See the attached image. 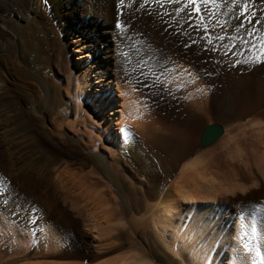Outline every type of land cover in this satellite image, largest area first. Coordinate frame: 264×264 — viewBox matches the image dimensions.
Returning a JSON list of instances; mask_svg holds the SVG:
<instances>
[{
  "label": "bare ground",
  "instance_id": "1",
  "mask_svg": "<svg viewBox=\"0 0 264 264\" xmlns=\"http://www.w3.org/2000/svg\"><path fill=\"white\" fill-rule=\"evenodd\" d=\"M150 3L157 5L150 7ZM254 3L246 12L245 5L250 6V0H196L194 4L188 0H123V3L121 0H45L44 4L41 0H0V175L7 183L21 186L18 189L14 187L13 193L16 199L20 198L23 208L40 212L45 196L38 198V201L41 200L38 204H28L27 198H21L22 186L27 183L35 187L46 184L47 187H44L48 188L55 184L53 196L59 188L62 194L73 196L74 201H83L84 205L79 210L87 211L92 221H96V227L98 223L95 217L100 216L98 209L111 213L108 210L110 199L105 198L102 187H98V182H101L98 181L99 177L98 180L94 177L92 182L91 173L70 170L61 160L59 146L73 148L79 141L88 152L87 159L100 168L107 180L120 185L123 189H118L127 196L126 206L123 203L119 207L115 201L111 203L117 205L120 211L114 210L113 206L112 214H123L126 217V228L131 237L136 229L142 231L137 236L139 243L133 241L129 245L126 257L102 263L97 261L99 256L96 254L93 256L96 260L94 264H253L252 252L245 254L247 250L240 245L243 242H238L241 226L250 232H257L258 250L264 261L262 219H258L257 215L252 220L236 217L230 208L222 206V203L225 205L229 202L224 199L226 196H233L241 190L238 185H232L223 196L213 200L216 197L212 198L207 194L208 191H203L208 182L204 173L209 166L194 171L193 164L187 168L188 163L187 167L183 166L180 170L178 178L171 180L174 173L168 169L175 167L180 155L189 153L194 146L192 129L182 125L169 129L170 133L166 135L160 133L158 125L147 120L150 117L144 118V111L134 102L135 96L128 94L126 97L121 87L118 91L123 100L118 103L110 89L111 78L106 73L111 67L115 72L117 67L127 66L125 52L129 57L140 55L144 57L142 59H148V67L157 68L156 73L163 72L161 62L165 61L162 58L161 62H157L160 54L158 47L161 41L167 40L165 43L169 45L173 42L172 37L165 33L169 28L179 31V36L199 47L201 44V47L209 46L212 57H220L230 50L239 56L238 60L243 65L250 56L259 55L264 41L261 26L258 24L252 29L253 21L249 18L251 14L263 21L264 29V0H255ZM158 6L162 7L161 11ZM88 15L90 17L86 19ZM132 18V26L136 30H132L131 25V28L125 27V22L131 24ZM54 21L60 24L68 43H61L58 39L52 29ZM197 25L200 33L192 29ZM222 32L224 35L221 36ZM199 34L208 44L200 41ZM133 40L136 43L130 44ZM225 40L226 46H220V42ZM122 42L126 46L129 42L130 47L126 48ZM68 50H72L75 61L71 69L68 67L71 61L67 60L68 64L64 61ZM84 50L92 56L93 63L90 64L88 58H84ZM54 58L57 60V68L54 67ZM83 59L85 61L81 62ZM61 61H64L69 74L73 72L72 69L77 71L78 74L72 73L74 77L71 80L66 79V70ZM98 62L103 64V68L97 66ZM53 72L54 79L50 77ZM249 73H243L242 80L236 82L237 86L240 85L237 90L242 89L245 81L250 79L253 82L250 91L253 98L248 100L243 94L248 91L241 90L247 99L235 98L240 109L239 115L235 113V117L242 118L264 106V92H261L264 88V75L255 77L256 73ZM59 80L62 82L60 85L57 84ZM166 80L173 87L177 82H182V79L174 75ZM190 86L185 84L181 90L188 94L186 101L194 100L199 95H196L197 92L193 94ZM192 104L195 106L193 109H202L199 106L201 104ZM261 115L264 116V113ZM132 131H136L139 138L134 137ZM53 138H57V142L54 143ZM145 141L148 145L144 149L142 146ZM142 149L147 153L143 158H148L147 161H142ZM162 152L167 153L169 167L160 173L153 169L150 162L154 153L161 155ZM204 156L200 159L204 160ZM262 160L264 162V156L258 161ZM122 162L129 165L132 163L131 166L139 173V180L145 179L146 183L129 186L127 179L119 175L120 170L116 167V164ZM116 171L118 175H115ZM210 182L212 186L215 181ZM142 208L146 209L144 215L138 214ZM261 211L264 213V210ZM119 217L118 220H122ZM101 219L105 223L107 218ZM97 228L96 240L100 241L103 236L107 240L113 239L114 235L109 237L111 232L108 226ZM120 235L115 237L119 238Z\"/></svg>",
  "mask_w": 264,
  "mask_h": 264
},
{
  "label": "rangeland",
  "instance_id": "2",
  "mask_svg": "<svg viewBox=\"0 0 264 264\" xmlns=\"http://www.w3.org/2000/svg\"><path fill=\"white\" fill-rule=\"evenodd\" d=\"M41 1L44 4L45 0ZM250 2L252 5L250 4V6H248L249 9H251L253 4H255V0H250ZM154 5L157 4L150 3V7ZM158 8L161 11L162 7L160 8V6H158ZM47 13H49V10ZM89 17V15L86 16V19ZM249 18H251L253 21L252 29H255V27H257L259 24V27L261 26L260 31L263 30L264 33V29H262L263 21L261 22V20H257L251 14L249 15ZM130 21L131 24L125 22V27L127 26L126 28H131L132 23H134L133 18L130 19ZM77 28H79V25ZM134 28L135 27L132 26L131 29L134 30ZM197 28L198 25L192 29L200 33ZM52 29L58 36V39L61 40V43H63V41L68 43L58 21H54L52 23ZM170 29L171 28L167 29L165 33H168L167 35L172 37L171 39L173 42L169 45V43H165L167 40H165V42L161 41V46L158 47L160 54H158L157 62H161L162 58L165 61L161 62L163 64V72L159 73V71L156 73L158 70L157 68L155 69L152 66L148 67L146 65V61H148V59H142L144 57H141L140 55L137 57H129L127 52H125V54H127L125 55L127 56L126 60L128 59L126 67H117V71L114 72L113 67L109 68L110 66H107L109 69L107 70L108 72L106 71V73L112 81L110 89L112 91L113 97L118 101V103L123 100L122 97H119V87H121L123 91L125 90L126 97H128V94H131L129 96L134 95V102L140 108H142V111L145 113V116L143 115L144 118H146V116H148L147 118L150 117V119L147 120L156 123L159 127L160 133L164 135L170 133L169 129H173V127H180L182 125L192 129L194 134V146H192V150L187 154L182 153L183 156L180 155L177 165L172 169H168L169 166L167 164L169 158L166 157L167 153L164 154L162 152L161 155L159 153H154L156 158L153 156V158H151L152 162H150L151 166H154V170L160 173L167 169L171 172L173 170L172 173L174 174H172L173 176L171 175L173 177H171L172 180L178 178V173L183 168V166H188L187 168H191V165L193 164L192 170L194 171H201L206 167V165L207 167L209 166L207 171L204 173V175H206L205 177L208 179V182L204 177V180L206 179V188L203 189V191L206 193L208 191L207 194H209L212 198L216 197V199L213 200H217V197L223 196V193H226L227 190L232 187V185H238L241 190L236 192L233 196H226L224 199L229 200V202H227L225 205L222 203V206L230 208L233 212H235L236 217H244L252 220V218L257 215L258 219H262L261 224L264 226V213L261 211L264 210V162L263 160L258 161L264 156V116L261 115V113H264V106L258 108L256 111H253L249 115L244 117L242 116V118L241 116L235 117V115L240 113V109L238 107L239 105L235 101V98H246L243 97L244 95L247 96L248 100H252L253 98L250 92L251 87H253V82L250 79L245 81L243 84L244 87L242 88L247 90L248 93H243V91L241 92L242 89L237 90L238 87L240 88V85L237 86L236 82L239 81V79L242 80L243 73L248 74L250 72L249 74L251 75H255L256 73L257 75H255V77H261L260 74L264 75V60L257 62V57L261 53L252 57L250 56L243 65L242 61L238 60L240 59L239 56H237L235 53H231L230 50H228L224 55L215 58L211 56L209 46L201 47V44L199 47L192 41H187L184 37L179 36V31H173ZM222 35H224L223 32L221 33V36ZM198 38L203 44H208L206 40L201 38L200 34ZM227 40L220 42L219 45L226 46ZM133 41H130V44L136 43L135 40ZM122 43L125 45L124 42ZM128 43L129 42H127V46L130 47ZM111 45L113 47L114 43L112 42ZM127 46L125 45L126 48ZM66 54L67 55L66 58L64 57V61H71L70 66H68L69 69H71L75 64V61L72 58V50H68ZM83 55L84 58H88L87 60L90 64L93 63L92 56L85 52V50ZM166 58H168V60ZM235 58H237V60H235ZM64 61H61V64H63ZM80 61L84 62L85 60L83 59ZM169 61L172 64H170ZM56 62L57 60L54 58V67L57 68ZM97 66L103 68V64H99V62ZM62 67H64V64ZM53 70H55V68ZM64 71L67 74L66 79L70 78V80L74 77V75L72 77V73L78 74L77 71L73 69V72L69 74L65 67ZM52 74L50 77L54 79L55 73L53 72ZM173 75L176 78H179V80L182 79L183 83L181 81H176L177 83L174 87L171 85L169 86L168 80L166 79ZM61 83V80L57 82L58 85ZM117 83H119V85ZM180 83H182V85H178ZM183 84L192 85L190 86L191 92L193 91V94H196L197 92L196 95L199 94L200 96L198 95L194 100L186 101L185 98L188 96V94H185V92L182 93L183 91L181 90H183ZM69 90L71 91V87ZM261 92H264V88L263 90L261 89ZM201 94L205 97L204 99ZM250 96L251 98H249ZM199 101H203L202 104ZM192 102H195L198 105L201 104L199 106H202V109L199 111L196 108L193 109L195 106L192 104ZM117 107L119 108V105ZM236 107L238 108L235 109ZM226 108H232V110L230 111ZM63 112L64 111L62 110L61 113L63 114ZM211 123H218L222 125L224 127V133L213 145L201 149L198 145L201 132L208 124ZM132 132L134 133V137L137 138L139 136L136 131ZM48 136L49 135L46 134V139ZM47 140L50 142L49 137ZM53 140L54 143L57 142V138H53ZM146 141L142 146L144 149L148 145V142ZM78 143L79 141L76 143V146L73 147L74 149L68 146H59V149L61 150V160L64 166L70 170H78L80 172L82 171V173H87L88 171V173H91V177L93 176L92 182H94L95 178L98 180L97 177H99L100 180L98 181L101 182L97 181L100 183L98 187H102V192H104L105 195L103 196L110 199L108 210H110L111 213L109 211L106 212L105 210L102 211L101 209H98V211H100V216L95 217L97 218L95 220H97L98 223L97 227H109V231L111 232L109 237L110 235L111 237L114 235L112 237L113 239L107 240V237L103 236L99 239L100 241L96 240V234L98 232V228L95 225L96 221H92L93 218L88 215L87 211L79 210L83 207L81 205H84L82 204L83 201H77V203L74 201L75 199L73 196L69 194H62L59 188H57L58 192H56V195L53 196L55 194V184L53 186H48V188L44 187L46 184L35 187V185H32L31 183H27L24 187L22 186L21 190L23 195H21V198H27L29 201L28 204H31L32 202L33 205L36 203L38 204L41 201H38V198H43L45 196L43 207H41L42 210H40V212L37 211L36 214L32 210L29 211L23 208V203H20L19 200L20 198H15V192L13 193L14 187L17 186L16 188L18 189L21 186H13L7 183L0 175V264H42L44 261H46L44 264H94L96 260L94 261L93 256L96 254L99 256V260L97 261L106 263L110 260H117L121 259L122 257H126L128 255L129 245L133 241L135 243H139L138 237L142 231L136 229L137 231L135 234L131 232L133 234L132 238L128 233L130 231H128L126 228V217L123 216V214H112L113 208L114 210L119 211L121 204L123 205L124 203L123 206H126L128 203L127 196L118 189L123 188L116 182H113L110 179L107 180V178L101 174L99 170L100 168L98 166H94L93 163L87 159L88 155H86L87 151H85L86 149L84 145H82L81 142L79 144ZM91 149H93V146H91ZM144 149H142L143 154L140 156L142 157V161L145 159L147 161L148 158L143 159L145 157L144 155L147 154L145 153ZM202 154L203 156L205 155L204 160L200 159V157L203 158ZM122 164L123 166H121ZM130 164L132 165V163ZM131 165L124 162L116 164V167L118 166L117 168H119L121 174L116 171V173L114 172L115 175L119 174L124 176L127 179V184L129 186L136 187L138 185L141 186V184L144 185L146 183L145 179L139 180L141 179L139 178V173ZM89 170L91 172H89ZM209 179H211L210 181L212 182L215 181L212 186ZM103 183L106 187L103 186ZM223 183L225 184L223 185ZM220 185H223L222 189L220 188ZM146 187L149 188V184H147ZM208 187H210V190L212 188V190H208ZM104 188L106 189L105 191ZM65 195L70 197L67 199L65 198ZM113 198L116 199L114 200ZM125 198L126 200H124ZM113 202L118 204L119 207H116L117 205L115 204H111ZM150 202L148 201V203ZM144 208H142L138 214L144 215L146 212V209ZM138 214H136L137 217L140 216ZM119 216L122 220H118ZM104 217L105 219L107 218L105 222L106 224L103 223L104 220L101 219ZM123 232L124 234H122ZM255 232L245 230L244 227L241 226V238L238 240L239 243L243 242L240 243V245L242 244V247L245 244L248 245V249L244 253L246 254L247 252H252L253 260L257 259L256 250L259 249V243L256 237L257 232ZM117 234H121L119 238L115 237ZM97 244H100V246L96 247ZM240 256L242 259H244L243 255ZM261 259L262 256L258 258V264L260 261H263Z\"/></svg>",
  "mask_w": 264,
  "mask_h": 264
},
{
  "label": "water",
  "instance_id": "3",
  "mask_svg": "<svg viewBox=\"0 0 264 264\" xmlns=\"http://www.w3.org/2000/svg\"><path fill=\"white\" fill-rule=\"evenodd\" d=\"M224 133V127L218 123L208 124L201 132L199 148L203 149L213 145Z\"/></svg>",
  "mask_w": 264,
  "mask_h": 264
},
{
  "label": "snow or ice",
  "instance_id": "4",
  "mask_svg": "<svg viewBox=\"0 0 264 264\" xmlns=\"http://www.w3.org/2000/svg\"><path fill=\"white\" fill-rule=\"evenodd\" d=\"M189 2L194 4L196 2V0H189ZM205 2H207V0H205ZM213 2H214V0H213ZM121 3H123V0H121ZM247 7H248V5H245V10H247ZM242 15H243V13H242ZM117 27H119V24L117 25ZM262 45H264V41H262ZM260 53L261 54L257 57V62L264 60V46L261 47ZM244 247L246 250L248 249L247 244H245ZM256 257H257V259L253 260V264H258V258L260 257V251L258 249L256 250ZM259 264H264V261H260Z\"/></svg>",
  "mask_w": 264,
  "mask_h": 264
}]
</instances>
